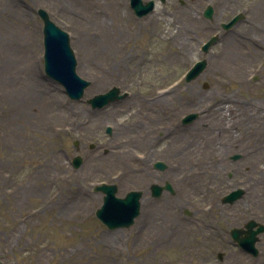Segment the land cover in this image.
Masks as SVG:
<instances>
[{
	"label": "rangeland",
	"instance_id": "1",
	"mask_svg": "<svg viewBox=\"0 0 264 264\" xmlns=\"http://www.w3.org/2000/svg\"><path fill=\"white\" fill-rule=\"evenodd\" d=\"M155 1L137 17L129 0H0V264H217L200 254L199 234L246 176L234 169L238 160L222 157L232 141L217 132L224 96L237 87L225 67L239 72L243 64L210 58L221 55V39L206 54L205 70L187 82L186 72L204 57L195 56V34L229 17L224 0ZM246 1L253 7L255 0ZM207 4L213 20L192 23L194 9ZM40 8L69 34L77 74L90 81L79 100L44 73ZM254 19L246 13L240 26L244 55L264 60V37H248ZM114 86L127 94L102 108L87 102ZM188 113L198 116L184 125ZM156 159L174 189L164 191L159 217L145 213L143 199L130 227L107 229L95 216L103 193L94 187L116 184L122 197ZM225 166L234 167L232 175ZM254 177L264 178V163ZM230 206L236 211L238 201Z\"/></svg>",
	"mask_w": 264,
	"mask_h": 264
},
{
	"label": "flooded vegetation",
	"instance_id": "2",
	"mask_svg": "<svg viewBox=\"0 0 264 264\" xmlns=\"http://www.w3.org/2000/svg\"><path fill=\"white\" fill-rule=\"evenodd\" d=\"M248 3L249 1L246 0H224L221 4L223 9L228 12L229 17L220 20L217 25L214 22H211V25H206L204 36L195 34L198 51H194V53L195 56H199L202 53L201 43L203 41L218 32L222 23L228 22L239 13L243 14L230 28L222 30L218 40L219 42L221 39L223 40L221 55L210 56L213 60L224 64H243L241 68L239 67V72H231L229 71L231 67H225L226 77H231L227 81H234L237 87L225 94L223 105L218 110L223 114L218 115L219 125L217 126L218 138L232 141L228 144L229 147H224L222 157L230 161L238 160L237 168L225 166L223 170L227 172L228 176L232 175L233 168L238 170L240 175L246 174L244 180H240L241 183L237 186L241 189V195L236 200L238 207L236 211H233L230 206L232 203H224L218 212L221 217L213 215V218L207 223V232L199 234L202 235L200 236V245L204 246V248H200V254L211 257L217 264L223 261H226L224 264H234L238 262V258L248 260L251 264H264V178L256 179L254 177L258 168L264 163V60L260 57L246 60L243 49L246 36L245 27H240L245 20L246 13L252 12L257 27L251 28L248 37H252L251 42L264 37V0H255L253 7H249ZM193 12L192 23L196 24L200 20L199 17H203V15L202 11L199 13L197 9H194ZM199 58L197 57V59ZM206 58L208 60V55ZM237 68L238 66H235V70ZM232 74L236 75L231 76ZM220 119L223 123L221 125ZM210 127L213 129V125ZM167 134L168 137H174L176 131L169 130ZM162 135H164L163 132L159 133L160 137ZM156 161L161 160L156 159L143 168V176L135 178L136 183L134 184L137 188L129 189V191H142L141 200L144 199L145 202V213L148 216H155V218L159 217L158 204L164 191L155 196L152 185L165 183L163 179L166 170V168L162 170L155 167ZM260 171L258 174L262 177ZM151 178L154 179L151 180ZM232 228L240 230L238 237L241 239H255L253 246L256 254L237 245L231 234ZM155 229L158 230V227Z\"/></svg>",
	"mask_w": 264,
	"mask_h": 264
},
{
	"label": "water",
	"instance_id": "3",
	"mask_svg": "<svg viewBox=\"0 0 264 264\" xmlns=\"http://www.w3.org/2000/svg\"><path fill=\"white\" fill-rule=\"evenodd\" d=\"M164 2L165 0H160ZM130 6L137 17H142L149 14L155 5L154 0H129ZM204 16L211 18L213 8L208 5L204 12ZM37 15L43 22V61L45 75L51 80L59 83L64 88V92L71 100H79L83 97L86 87L90 81L81 78L76 72L77 60L74 51L70 44L69 34L58 27L49 17V14L44 9H38ZM240 16L231 20L228 24H223L224 28L233 25ZM217 40V36H212L206 43L203 44V51H207L209 47ZM207 65L205 59L195 62L185 75V80L188 82L196 78L203 72ZM207 87V84H205ZM127 93L120 94L118 87H112L104 93H99L87 99V102L92 108H101L105 105L123 98ZM197 113H189L183 119V123H190L197 118ZM107 133L111 132V128L107 127ZM82 162V158L76 155L72 159V165L78 167ZM156 166L164 168L162 162H157ZM166 189L174 193V189L169 182L164 186L153 185L152 190L154 195H158L161 190ZM95 191L104 193L102 204L95 210V216L108 228L116 229L122 227H130L134 223V219L140 213V198L141 191H129L124 197H117V186L115 184L100 183L94 187ZM240 196L239 190H235L227 194L223 198V202H233ZM237 229H233V238L239 240ZM250 245L253 241L245 240ZM241 240L239 241V243ZM250 245H246L247 248Z\"/></svg>",
	"mask_w": 264,
	"mask_h": 264
},
{
	"label": "bare ground",
	"instance_id": "4",
	"mask_svg": "<svg viewBox=\"0 0 264 264\" xmlns=\"http://www.w3.org/2000/svg\"><path fill=\"white\" fill-rule=\"evenodd\" d=\"M107 24H108L107 27H109V25H111L112 22L109 21V22H107ZM109 28H112V27H109ZM88 30H89V32H88V33H89V37H90V38H93V36L96 35L95 30H94L93 28L91 29L90 27L88 28ZM91 30H93V31H91ZM93 39H94V38H93ZM208 126H209V124H207V127H208Z\"/></svg>",
	"mask_w": 264,
	"mask_h": 264
}]
</instances>
